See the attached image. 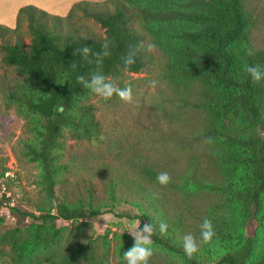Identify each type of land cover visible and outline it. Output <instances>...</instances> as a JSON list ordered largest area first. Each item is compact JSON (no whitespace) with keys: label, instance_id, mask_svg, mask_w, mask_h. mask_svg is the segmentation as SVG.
Masks as SVG:
<instances>
[{"label":"trees","instance_id":"obj_1","mask_svg":"<svg viewBox=\"0 0 264 264\" xmlns=\"http://www.w3.org/2000/svg\"><path fill=\"white\" fill-rule=\"evenodd\" d=\"M80 13L97 21L104 32L85 34L66 25ZM252 20L246 0H82L65 16L28 5L18 11L15 28L0 25L5 66L0 95L20 114L40 120L41 128L35 131L27 155L39 164L41 184L52 205V211L39 208V214L14 209L36 226L30 232H0L4 245L0 246V264H113V260L126 264L123 254L133 245V237L124 236L125 243L111 256L112 240L107 234L93 236L86 223L107 211L66 200L57 193L58 173L67 169L59 163L66 134L77 141L104 143L94 106L85 104L96 95L76 79L77 75L87 77L96 66L74 51L89 46L100 52L105 41L110 42L111 55L104 57L102 71L112 80L144 72L154 55L141 45L151 42L174 83L198 84L196 107L209 121L202 137L211 144L210 160L226 185L201 176L200 162L178 177L170 176L167 186L157 181L162 171L146 168L141 173L154 188L183 194L184 203L193 212L201 208L208 214L220 208L215 216L217 233L223 237L229 230V240L236 241L223 246L222 239L219 243L213 238L203 244L209 261L202 260L200 250L189 259L183 250L182 216L171 218L165 210L166 198L141 182H133L141 197L137 204L141 214L124 212L119 217L139 219L141 225L153 223L152 247L184 264H264L263 229L246 233L253 221L263 220L264 225V81L253 83L245 71V65L264 68V49L254 48L249 40ZM132 48L137 49L135 63L125 73L121 57ZM249 49L254 55L247 54ZM202 192L223 198L217 206L210 201L191 203ZM4 206L0 197V211ZM207 218L211 221L209 215ZM59 220L68 225L59 227ZM160 221L168 224L163 236L158 231ZM63 245L69 252L60 251Z\"/></svg>","mask_w":264,"mask_h":264},{"label":"rangeland","instance_id":"obj_2","mask_svg":"<svg viewBox=\"0 0 264 264\" xmlns=\"http://www.w3.org/2000/svg\"><path fill=\"white\" fill-rule=\"evenodd\" d=\"M246 2L253 16L249 40L254 48L264 49V0ZM66 25L85 34L88 31L97 34L104 32L97 21L82 13L74 16ZM152 53L153 63L144 72L125 74L113 80L119 87H124L125 83L131 84L136 105H127L117 97L105 101L98 96L91 97L85 103L94 106L95 116L104 133V143L97 145L77 141L66 134L65 150L59 163L67 165V169L58 173L57 193L66 200L94 204L95 208L107 211L86 223L93 236L108 235L112 240L111 256H115V249L125 243L124 236L130 235L128 230H135L137 221H140L119 216L124 212L141 214L137 205L141 197L133 184L141 182L166 198L165 210L171 218L182 216L185 223L183 236L193 234L203 253L202 260L209 261L204 254L205 243L200 240V224L207 215L211 217L215 229L214 240L219 242L218 239H222L223 246L236 241L229 240V230L224 231L223 237L217 233L215 216L220 214V208L210 210L208 214L206 209L201 208L193 212L184 203L183 194L154 188L141 173L143 169L156 168L178 177L200 162L201 176L226 185L210 160L212 146L202 137L209 121L207 115L196 107L199 102L198 84L174 83L166 72L161 53L157 49ZM4 71L0 53V76ZM153 80L158 82L155 88L150 87ZM25 115L20 114L15 105L5 103L0 95V197L5 203L0 211L2 234L8 230L30 232L35 228L36 222L29 217L19 216L15 208L36 214H39V208L52 211L41 184L43 172L39 164L27 155L41 123L32 114H28V118ZM222 198L202 192L191 203L194 200L210 201L217 206ZM67 225L65 221H58L59 227ZM140 228H143L141 221ZM261 229L264 232L263 220L253 221L246 233L252 234ZM0 246L4 245L0 242ZM60 251L69 252V247L63 245ZM153 252L149 264H184L180 258L159 248H153ZM6 254L9 259L11 253L8 246ZM45 256L46 253H43ZM112 263L117 264L114 260Z\"/></svg>","mask_w":264,"mask_h":264},{"label":"clouds","instance_id":"obj_3","mask_svg":"<svg viewBox=\"0 0 264 264\" xmlns=\"http://www.w3.org/2000/svg\"><path fill=\"white\" fill-rule=\"evenodd\" d=\"M110 47V42L105 41L102 45V51L100 52H93L89 46L75 49L74 55L79 53L85 62L96 66V70L89 73L87 77L84 75H77V82L81 84L83 88L90 90L93 94L105 101L117 97L123 103L134 106L137 100L134 96L131 84L125 83L124 87H119L111 77L103 74V59L111 55ZM141 47L145 48L146 51L150 53L154 52L156 49L155 44L151 42L142 44ZM136 54L137 49L132 48L125 56L121 57L123 72L127 73L130 66L135 63ZM247 54L251 56L254 55V52L249 49ZM72 67L75 68L76 65L73 64ZM245 71L251 77L253 83L264 81V68H261L259 65H245ZM157 83L158 82L155 80L151 81L150 87L155 88ZM157 181L160 185L167 186L171 182V177L167 172H161L157 175ZM137 225L135 230H128L133 237L134 243L130 248L124 251V260L126 264H149L151 257L154 255L152 238L156 228L153 223H145L142 229L140 228V221H137ZM158 231L160 235H166L168 232V224L160 221ZM215 235L216 233L212 222L205 217L200 224V240L203 243H211ZM182 239L184 253L189 259L193 258L200 250L197 238L193 234L187 233Z\"/></svg>","mask_w":264,"mask_h":264},{"label":"crops","instance_id":"obj_4","mask_svg":"<svg viewBox=\"0 0 264 264\" xmlns=\"http://www.w3.org/2000/svg\"><path fill=\"white\" fill-rule=\"evenodd\" d=\"M82 0H0V25L15 28L20 8L33 5L47 12L65 16L74 3ZM105 1V0H89Z\"/></svg>","mask_w":264,"mask_h":264}]
</instances>
